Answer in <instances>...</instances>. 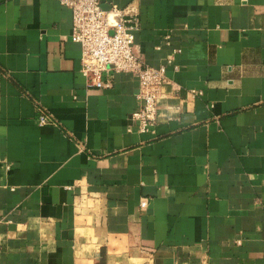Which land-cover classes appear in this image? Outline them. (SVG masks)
I'll use <instances>...</instances> for the list:
<instances>
[{
    "label": "crops",
    "instance_id": "0c3cea01",
    "mask_svg": "<svg viewBox=\"0 0 264 264\" xmlns=\"http://www.w3.org/2000/svg\"><path fill=\"white\" fill-rule=\"evenodd\" d=\"M103 2L165 67L146 131L135 76L87 87L68 7L0 0V264H264V0Z\"/></svg>",
    "mask_w": 264,
    "mask_h": 264
},
{
    "label": "built area",
    "instance_id": "2783aa9c",
    "mask_svg": "<svg viewBox=\"0 0 264 264\" xmlns=\"http://www.w3.org/2000/svg\"><path fill=\"white\" fill-rule=\"evenodd\" d=\"M71 11L70 39L81 49L80 74L87 87L108 89L112 73H129L138 79L140 106L131 117L141 131L149 129L156 116L157 99L167 82L165 67H152L144 62L134 44L140 29L136 15L122 16L115 7L103 8V0H57ZM53 123L41 114L40 125ZM146 202L141 203L145 207Z\"/></svg>",
    "mask_w": 264,
    "mask_h": 264
},
{
    "label": "water",
    "instance_id": "95a60500",
    "mask_svg": "<svg viewBox=\"0 0 264 264\" xmlns=\"http://www.w3.org/2000/svg\"><path fill=\"white\" fill-rule=\"evenodd\" d=\"M104 8V7H103Z\"/></svg>",
    "mask_w": 264,
    "mask_h": 264
}]
</instances>
